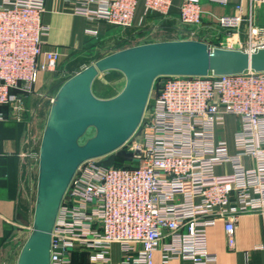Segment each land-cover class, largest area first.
<instances>
[{
    "label": "built area",
    "instance_id": "built-area-1",
    "mask_svg": "<svg viewBox=\"0 0 264 264\" xmlns=\"http://www.w3.org/2000/svg\"><path fill=\"white\" fill-rule=\"evenodd\" d=\"M69 1L91 22L105 20L120 29L133 25L139 2ZM201 1L180 0L185 39L202 41L209 50L264 48V25L254 18V6L264 0H238L234 14L208 26L218 31L212 38L199 36ZM44 4L0 0V121L26 123L27 150L20 155L30 171H38L43 133L35 129L36 86L42 73L58 71L62 56L59 49L43 48L49 30L42 22ZM144 4L148 13L168 17L173 0ZM86 33L98 31L90 27ZM128 41L121 49L156 42ZM61 70L60 77H71ZM226 115L238 121L234 154L225 141H215ZM119 149L135 152V159L104 167L96 158L78 168L53 228L51 264H74L77 251L87 253L91 264H114L115 245L116 264H155L157 253L163 264H217V255L207 248V228L223 219L233 247L235 222L245 212L261 215L264 235V71L159 76L138 129ZM244 156L251 157V168L242 163ZM229 163L231 180H221L216 168ZM256 248L264 251V240Z\"/></svg>",
    "mask_w": 264,
    "mask_h": 264
},
{
    "label": "water",
    "instance_id": "water-1",
    "mask_svg": "<svg viewBox=\"0 0 264 264\" xmlns=\"http://www.w3.org/2000/svg\"><path fill=\"white\" fill-rule=\"evenodd\" d=\"M264 71V48L208 49L199 40L156 41L117 50L68 78L51 104L39 148V168L32 231L16 264H51L52 232L65 193L78 168L90 159L109 167L117 157L135 159V152L119 149L138 129L155 80L159 76H201ZM126 78L121 92L100 98L96 79L108 71ZM93 128L95 134L81 143Z\"/></svg>",
    "mask_w": 264,
    "mask_h": 264
},
{
    "label": "crops",
    "instance_id": "crops-1",
    "mask_svg": "<svg viewBox=\"0 0 264 264\" xmlns=\"http://www.w3.org/2000/svg\"><path fill=\"white\" fill-rule=\"evenodd\" d=\"M237 2L238 0H230L228 4L223 5L203 0V27L199 30V36L208 38L217 36L218 31L208 26L213 24L217 17L234 14ZM179 3L180 0H173L170 15L162 17L157 13H148L144 0H139L133 25L120 29L105 20L91 22L87 16L76 13V4L72 1L45 0L42 22L49 30L44 36L43 48L59 49L62 56L58 71L69 69V75L72 76L101 57L129 45L128 40L143 43L185 39L188 30L182 28L178 20ZM254 18L257 24L264 25V4L254 6ZM90 27L98 31L96 36L86 33V29ZM153 29L165 35L160 39H147ZM53 74L55 73L44 72L40 75L36 86L38 93L49 86ZM35 127L39 133L40 124ZM237 129L236 117L226 115L223 127L215 131V141H225L231 154L236 152ZM26 130V123L0 121V264H16L33 224L38 171L35 169L30 171L28 161L20 155L27 150L24 144ZM242 163L251 168L253 161L250 156H244ZM232 172L230 163L216 168L217 176L224 181L231 180ZM234 239V245L230 247L225 221L221 218L217 219L215 225L207 228V248L217 255V264H264V251L256 248L264 240L262 218L259 213L245 212L239 215L235 222ZM113 249L117 251L119 248L115 245ZM118 260L117 253L114 264ZM155 264H163L159 253L156 254ZM167 264L183 263L173 260Z\"/></svg>",
    "mask_w": 264,
    "mask_h": 264
},
{
    "label": "rangeland",
    "instance_id": "rangeland-1",
    "mask_svg": "<svg viewBox=\"0 0 264 264\" xmlns=\"http://www.w3.org/2000/svg\"><path fill=\"white\" fill-rule=\"evenodd\" d=\"M203 0L201 1V4ZM157 29H153L150 31V35L146 37L147 39H160L165 35L161 31H156ZM152 33V35H151ZM67 70V69H66ZM60 71L55 72L52 76V80L49 86H46L44 89L41 90L40 94L36 96L34 100V105H36V118H35V125L40 124L39 133H42L46 124V120L49 114L51 102L50 97H55L58 89L60 86L65 82L66 77H60ZM68 72L66 76L70 73L69 69L66 71ZM56 84V85H54ZM126 84V78L121 72H110L107 75H100L93 85V91L95 94L100 98H110L117 95L119 92L122 91ZM37 127V126H36ZM35 127V128H36ZM95 134V129L90 128L87 133L82 137L81 143H84L87 139L92 137ZM103 159V158H97ZM29 235V234H28ZM117 254V251H116ZM116 259V258H115ZM116 264V262H115Z\"/></svg>",
    "mask_w": 264,
    "mask_h": 264
},
{
    "label": "trees",
    "instance_id": "trees-1",
    "mask_svg": "<svg viewBox=\"0 0 264 264\" xmlns=\"http://www.w3.org/2000/svg\"><path fill=\"white\" fill-rule=\"evenodd\" d=\"M110 72H113V71L105 72V73H103V75L105 76L107 74H110ZM114 72H116V71L114 70ZM124 161H125V159H123L121 157H117L115 164L120 165V164L124 163ZM73 260H74V264H91L89 262V259H88V254L85 252H78V251L75 252L74 256H73Z\"/></svg>",
    "mask_w": 264,
    "mask_h": 264
}]
</instances>
